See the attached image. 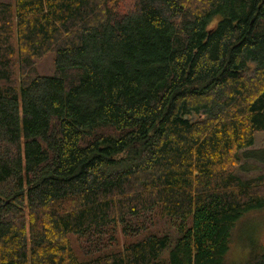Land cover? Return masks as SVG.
<instances>
[{
    "label": "trees",
    "instance_id": "16d2710c",
    "mask_svg": "<svg viewBox=\"0 0 264 264\" xmlns=\"http://www.w3.org/2000/svg\"><path fill=\"white\" fill-rule=\"evenodd\" d=\"M259 132L264 0L0 1V264H226Z\"/></svg>",
    "mask_w": 264,
    "mask_h": 264
},
{
    "label": "rangeland",
    "instance_id": "374dc122",
    "mask_svg": "<svg viewBox=\"0 0 264 264\" xmlns=\"http://www.w3.org/2000/svg\"><path fill=\"white\" fill-rule=\"evenodd\" d=\"M1 2H13V0H0ZM217 22V21H216ZM214 27V25H213ZM54 55L48 54L46 57L40 59L35 65L37 72L40 75H50L54 72L53 65ZM251 150H264V132L255 134V144ZM236 175L243 180H251L260 176H264V164L255 159H244L242 164L236 170ZM153 224L147 231L152 234L168 235L171 239L177 238L176 224L170 219H162L156 213L152 216ZM149 222V221H148ZM119 238V246L126 245L127 239L121 234H116ZM96 238V237H93ZM231 249L226 258V264H245L250 255V242L264 245V209L261 211H254L237 222L233 237H231ZM72 245L76 251L77 256L81 261H87L95 257L103 250V247L110 243L108 239L104 238L100 242L93 243L91 241L83 240L80 242L76 236H70ZM253 245V244H252ZM119 246L115 245V248ZM105 250L107 248H104ZM94 252V253H92Z\"/></svg>",
    "mask_w": 264,
    "mask_h": 264
}]
</instances>
